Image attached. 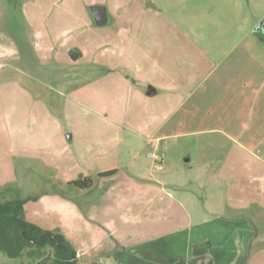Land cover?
Here are the masks:
<instances>
[{"label":"rangeland","instance_id":"obj_1","mask_svg":"<svg viewBox=\"0 0 264 264\" xmlns=\"http://www.w3.org/2000/svg\"><path fill=\"white\" fill-rule=\"evenodd\" d=\"M93 6L107 9V25H96ZM262 23L264 0H0V193L7 200L37 198L25 205L27 221L70 227L78 247L92 237L85 223L65 215L64 203L92 209L101 223L103 211L126 208L118 204L119 189L107 197L112 185L125 181L127 191L133 176L173 178L166 199L184 208L172 217L250 220L256 236L248 264H264V151H229L246 135L254 146L263 140L264 114L259 109L251 120L246 113L251 93L246 103L244 95L230 101L239 66L210 61L226 57L238 30L249 52L259 49L254 35L264 34ZM196 46L203 52L199 93L158 123L173 104H163L160 93L147 96L148 87L178 78L186 95L196 76L188 50ZM252 68L249 60L246 74ZM111 170L117 173L100 177ZM84 178L91 188L69 185ZM0 264L30 261L0 251Z\"/></svg>","mask_w":264,"mask_h":264},{"label":"crops","instance_id":"obj_2","mask_svg":"<svg viewBox=\"0 0 264 264\" xmlns=\"http://www.w3.org/2000/svg\"><path fill=\"white\" fill-rule=\"evenodd\" d=\"M118 15V17H122L121 14ZM236 15L239 27H241L242 16L240 13H236ZM131 30L129 27L128 32ZM256 34L254 36L262 40L260 45L258 43L259 49L249 52L245 42L246 33L238 30L230 38L235 43L228 50V53L226 52L223 55L226 56L224 59L219 61L208 59L212 65L214 63L218 65L233 62L236 64L235 67L239 66V69L232 76L234 84L230 87V101H234L232 99L235 97L236 103H239L241 96L244 95L243 103H246L247 95L251 93L254 105L246 112H250L251 120L256 118L259 109L264 114V57H261L262 52H264V34ZM129 37L130 32L128 33V39ZM188 53L191 56L193 68L191 73L195 72L196 74L195 77L193 74L190 75L187 87L191 90L184 95L185 88L183 84L179 83L178 85V78L174 82H165L158 88L154 87L155 95L160 93V101L163 100V104L164 102L173 104L170 111L159 115L158 123L172 118L173 115L183 109L182 107L188 98L195 97V94L199 93L196 91L198 89L195 85H198L199 88L202 86L199 81L200 58L203 52L200 47L196 46L195 50H188ZM249 60L254 68L247 72L248 76L245 70ZM214 67L211 66L206 72L209 80L215 72ZM259 69H261V75L258 77L253 76L252 74L258 72ZM143 130L144 132L147 131L145 128H140L136 132L141 133ZM255 135L258 137V131ZM251 136L253 135H246L244 139L249 140ZM248 140V143L245 141L237 143V146L229 149V151L245 154L253 151L263 153L264 138L256 146L250 144L251 141ZM156 141H159V139ZM146 144L152 145L155 149L161 146L160 144V146L151 144L148 141ZM161 150L163 153L162 148ZM155 159L157 160V158ZM160 160L163 161V159ZM230 165V163H226L224 167ZM111 171L117 173V170ZM172 179L169 177L147 179L133 176L131 182L128 183L127 191L122 189L125 181H122V185H112L107 190V197L111 195V191L119 189L121 193H119L120 198L117 200L119 201L118 204H124L126 208L124 210L110 208L103 211L101 223L96 222L92 209L90 212L83 213L79 204L75 209L72 202L67 201V203H64L65 215L67 214L68 217L73 215L80 222L85 223L87 236L90 234L92 237L91 240L86 238L80 240L78 247L73 241L74 234L70 227L54 226L53 229L48 228L46 230L59 229L65 234L78 249L79 258L84 259V264H248L251 246L256 236L252 222L248 219L216 217L198 223H185V218V222L181 223L176 215L173 217L172 215L177 210L182 211L184 204L181 201L172 199L169 202L165 195L166 187L169 186L167 180L172 181ZM123 192H127V194ZM88 205L87 203V207Z\"/></svg>","mask_w":264,"mask_h":264},{"label":"trees","instance_id":"obj_3","mask_svg":"<svg viewBox=\"0 0 264 264\" xmlns=\"http://www.w3.org/2000/svg\"><path fill=\"white\" fill-rule=\"evenodd\" d=\"M115 174L109 171L100 177ZM69 185L88 189L93 181L84 178ZM34 199L18 196L7 200L0 193V251L10 259L27 258L30 264H78V251L65 234L27 221L25 205Z\"/></svg>","mask_w":264,"mask_h":264},{"label":"water","instance_id":"obj_4","mask_svg":"<svg viewBox=\"0 0 264 264\" xmlns=\"http://www.w3.org/2000/svg\"><path fill=\"white\" fill-rule=\"evenodd\" d=\"M90 11L95 19L97 26L103 27L108 24L109 22L108 12L104 6H93L91 7ZM263 29H264V23L261 24L260 31H263ZM154 94H155V88L152 86H149L147 90V95L152 96ZM71 138H72L71 135L68 136V139H71Z\"/></svg>","mask_w":264,"mask_h":264},{"label":"built area","instance_id":"obj_5","mask_svg":"<svg viewBox=\"0 0 264 264\" xmlns=\"http://www.w3.org/2000/svg\"><path fill=\"white\" fill-rule=\"evenodd\" d=\"M157 160H159V161H160V159H157Z\"/></svg>","mask_w":264,"mask_h":264}]
</instances>
